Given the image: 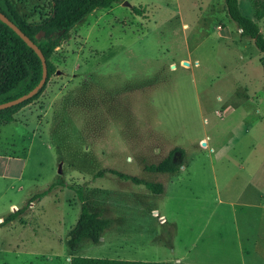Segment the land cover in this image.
<instances>
[{
	"label": "rangeland",
	"instance_id": "1",
	"mask_svg": "<svg viewBox=\"0 0 264 264\" xmlns=\"http://www.w3.org/2000/svg\"><path fill=\"white\" fill-rule=\"evenodd\" d=\"M254 1L238 0L250 19ZM10 2L28 22L51 12L49 0ZM256 22L264 36V17ZM261 57L224 0H121L95 9L56 48L57 72L41 96L0 125V221L29 203L0 227V264H70L74 256L264 264ZM174 148L185 154L177 173L145 170ZM229 202L255 208L234 207V216ZM83 205L110 227L98 243L71 251Z\"/></svg>",
	"mask_w": 264,
	"mask_h": 264
},
{
	"label": "trees",
	"instance_id": "2",
	"mask_svg": "<svg viewBox=\"0 0 264 264\" xmlns=\"http://www.w3.org/2000/svg\"><path fill=\"white\" fill-rule=\"evenodd\" d=\"M49 2L51 5L50 15L34 23L28 22L16 10L10 0H0V12L38 47L46 60L47 67V79L42 89L31 99L11 108L1 110L0 125H8L14 122L15 115L36 101L44 92L50 78L57 72L50 58L59 44L68 37L70 31L95 9H108L113 4L120 3L121 0H49ZM224 2L226 14L235 23L240 31V35L250 39L262 54L260 64L264 77V36L260 32V28L256 22L264 17V1L255 0L253 2V19L241 13L238 0H224ZM41 77L42 64L38 55L12 29L0 21V104L27 94L38 85ZM177 155L180 156L179 161L176 159ZM184 156L185 154L182 149L174 148L157 164L146 165L145 170L151 173H177L183 166ZM110 172L121 180L129 181L136 186L145 187L152 194L160 195L163 193L164 187L162 184L147 182L136 176H129L116 171ZM98 177H102L101 172L97 173ZM55 185L52 184L46 190L34 195L29 202L40 200ZM28 204L10 213L7 218L2 220L0 227L20 219L26 213ZM109 227L110 222L107 219L99 213L90 212L83 205L77 223L72 230L73 237L68 240L70 250L74 251L77 245L83 240L91 241L94 244L98 243L103 233ZM70 264L183 263L141 262L74 256L71 257Z\"/></svg>",
	"mask_w": 264,
	"mask_h": 264
},
{
	"label": "water",
	"instance_id": "3",
	"mask_svg": "<svg viewBox=\"0 0 264 264\" xmlns=\"http://www.w3.org/2000/svg\"><path fill=\"white\" fill-rule=\"evenodd\" d=\"M124 6H128L129 4L127 2L123 3ZM0 21L7 25L10 29H12L25 43L28 47H30L39 57L41 64H42V77L36 87H34L30 92H28L25 95H22L19 98H16L14 100L1 103L0 104V111L4 109L11 108L13 106L19 105L29 99H31L33 96H35L44 86L47 79V67H46V60L41 53V51L38 49V47L27 37L25 36L16 26L13 24L5 15H3L0 12ZM184 64L187 66L188 63L184 62ZM205 143H203L204 145Z\"/></svg>",
	"mask_w": 264,
	"mask_h": 264
},
{
	"label": "crops",
	"instance_id": "4",
	"mask_svg": "<svg viewBox=\"0 0 264 264\" xmlns=\"http://www.w3.org/2000/svg\"><path fill=\"white\" fill-rule=\"evenodd\" d=\"M230 176H233V173H232V170L230 168V165L227 163V188H228V178ZM237 201H240V200H237ZM239 203H242V204H236V202H234V203H230L229 202V206L232 208V209H230V212H232V214H234V216L236 214V208L234 209V207H240V208H245V209L246 208H255V207H251V206H249V205H247L246 203H243V202H239ZM12 207H15V206H12ZM15 209H17V208L15 207ZM162 217L164 218V220L166 222L165 216L162 215ZM234 243H235V246H236L235 247V252H234L235 255L239 256L240 259L245 258V255H247V252L245 251V247H244V243H243V235L241 234V232L238 229L237 230L235 229V235H234L233 244ZM228 249H229V245L227 247V261L229 260V258H231L230 255H229L230 253H229ZM234 253H232V254H234ZM176 261H177V263H179L181 261V258H178ZM241 262H242V264L244 263L243 261H241ZM164 263H169V262H164ZM173 263H175V262H173ZM227 264H231V263L227 262Z\"/></svg>",
	"mask_w": 264,
	"mask_h": 264
},
{
	"label": "built area",
	"instance_id": "5",
	"mask_svg": "<svg viewBox=\"0 0 264 264\" xmlns=\"http://www.w3.org/2000/svg\"><path fill=\"white\" fill-rule=\"evenodd\" d=\"M154 214V213H153ZM157 218H158V221H159V223L160 224H163V223H165V220H164V218L162 217V216H156ZM0 222H2V220L0 221Z\"/></svg>",
	"mask_w": 264,
	"mask_h": 264
},
{
	"label": "bare ground",
	"instance_id": "6",
	"mask_svg": "<svg viewBox=\"0 0 264 264\" xmlns=\"http://www.w3.org/2000/svg\"><path fill=\"white\" fill-rule=\"evenodd\" d=\"M205 145V144H204Z\"/></svg>",
	"mask_w": 264,
	"mask_h": 264
}]
</instances>
